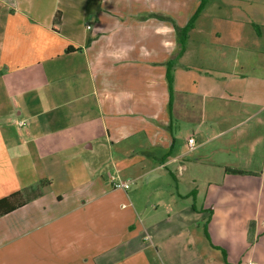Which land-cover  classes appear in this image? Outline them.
I'll return each mask as SVG.
<instances>
[{
    "label": "crops",
    "instance_id": "0c3cea01",
    "mask_svg": "<svg viewBox=\"0 0 264 264\" xmlns=\"http://www.w3.org/2000/svg\"><path fill=\"white\" fill-rule=\"evenodd\" d=\"M200 2L0 0V264H264V0Z\"/></svg>",
    "mask_w": 264,
    "mask_h": 264
},
{
    "label": "trees",
    "instance_id": "16d2710c",
    "mask_svg": "<svg viewBox=\"0 0 264 264\" xmlns=\"http://www.w3.org/2000/svg\"><path fill=\"white\" fill-rule=\"evenodd\" d=\"M210 0H201L200 5L197 9V11L194 13V15L191 17L190 21L188 22V24L183 27L180 28L178 26H175L176 29V34H177V38H178V42L180 43V52L179 55L181 56L185 50V45H186V41L188 39V35L189 32L194 28V23L196 21V19L199 17V15L201 14V12L205 9L207 3ZM56 19V25L58 23H60V15L59 13L56 15L55 17ZM171 63L169 62L168 65V71H167V80H168V85H169V91L170 93H172L173 91V75H172V69H173V65H170ZM171 102L169 104V109H171ZM230 171L232 173L235 174H244L245 172L242 170H227ZM20 194L19 193H15L9 197H5L0 199V216L5 215L7 213H10L16 209H18L19 207H21L23 205L24 202L19 200Z\"/></svg>",
    "mask_w": 264,
    "mask_h": 264
},
{
    "label": "rangeland",
    "instance_id": "374dc122",
    "mask_svg": "<svg viewBox=\"0 0 264 264\" xmlns=\"http://www.w3.org/2000/svg\"><path fill=\"white\" fill-rule=\"evenodd\" d=\"M156 18H160V19H167V17H165V16H159L158 14H155L154 12L153 13H151V14H148V15H146V16H144L143 15V20L144 19H147V20H149V19H156ZM169 19V18H168ZM146 20V21H147ZM141 40H142V44H143V46L145 47V48H147V49H150L151 47H153L155 44H156V38H153V37H146L145 35L141 38ZM152 61V63H154L153 62V60H151ZM151 61H149V63L151 62ZM180 127H182L183 128V125H180ZM181 128V129H182ZM180 130L179 129H176L175 130V133H177V132H179ZM140 137V136H139ZM143 139V135L141 136V140ZM136 140L137 141H140V138H134V139H132V140H130V143H133V144H136L135 142H136ZM117 157V156H116ZM107 155L104 157V159H105V161L103 162V163H101V164H104V166H108L109 164H110V162L109 161H107ZM105 169V168H104ZM107 170V169H106ZM105 170V171H106ZM165 176H167V175H165ZM116 181V180H115ZM161 182H163V181H161ZM135 189H137V187H136V185L134 184V185H131V191H133V190H135ZM149 190V187H145L144 189H142V194H146L147 193V191Z\"/></svg>",
    "mask_w": 264,
    "mask_h": 264
},
{
    "label": "built area",
    "instance_id": "2783aa9c",
    "mask_svg": "<svg viewBox=\"0 0 264 264\" xmlns=\"http://www.w3.org/2000/svg\"><path fill=\"white\" fill-rule=\"evenodd\" d=\"M188 144H189L190 148H193L194 139L193 138L189 139L188 140ZM113 186H114V189H116V190L127 191L131 187V182L119 179V180L114 181ZM249 264H254V263L253 262H249Z\"/></svg>",
    "mask_w": 264,
    "mask_h": 264
}]
</instances>
